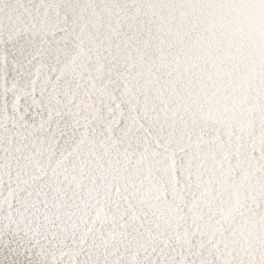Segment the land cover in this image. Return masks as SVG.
Returning <instances> with one entry per match:
<instances>
[{"label":"snow or ice","instance_id":"6c2138e0","mask_svg":"<svg viewBox=\"0 0 264 264\" xmlns=\"http://www.w3.org/2000/svg\"><path fill=\"white\" fill-rule=\"evenodd\" d=\"M0 264H264V0H0Z\"/></svg>","mask_w":264,"mask_h":264}]
</instances>
